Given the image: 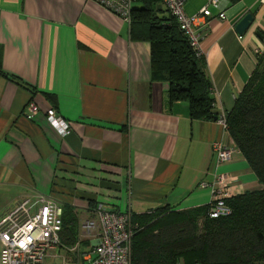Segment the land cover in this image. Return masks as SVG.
Instances as JSON below:
<instances>
[{"label": "crops", "instance_id": "obj_1", "mask_svg": "<svg viewBox=\"0 0 264 264\" xmlns=\"http://www.w3.org/2000/svg\"><path fill=\"white\" fill-rule=\"evenodd\" d=\"M205 5L200 51L214 110L227 112L264 48V0H187L184 12ZM247 13L253 20L239 34ZM149 52L147 41L130 39L128 23L91 0H0V219L27 196H52L62 220L75 218L77 241L63 244L62 225L49 257L75 247L87 263L98 231L87 237L81 226L99 203L131 213L203 206L210 189L198 183L216 172L235 175L241 193L261 187L239 149L216 165L212 142L231 144L228 131L191 119L185 101L169 103V83L151 78ZM48 108L69 122L68 135L48 123Z\"/></svg>", "mask_w": 264, "mask_h": 264}, {"label": "trees", "instance_id": "obj_2", "mask_svg": "<svg viewBox=\"0 0 264 264\" xmlns=\"http://www.w3.org/2000/svg\"><path fill=\"white\" fill-rule=\"evenodd\" d=\"M138 1L129 36L149 43L151 78L169 83L168 102L185 101L191 119L215 120L205 58L160 0ZM225 116L233 143L261 187L228 198L231 213L217 218L207 216L208 204L131 213V264H264V48ZM76 237L75 218H63V244L73 245Z\"/></svg>", "mask_w": 264, "mask_h": 264}, {"label": "built area", "instance_id": "obj_3", "mask_svg": "<svg viewBox=\"0 0 264 264\" xmlns=\"http://www.w3.org/2000/svg\"><path fill=\"white\" fill-rule=\"evenodd\" d=\"M91 1L129 24L131 9L134 2L138 0ZM186 1L160 0L162 6L175 17L197 55L203 56L199 42L206 32L208 20H202V18L209 17L210 11L205 5L197 13L187 15L184 12ZM217 1L207 0V4H216ZM217 17L222 19L225 15L220 12ZM261 53L262 51H257V55ZM27 111L31 116L38 113L37 104L30 100L27 103ZM45 115L48 123L62 137L70 133L69 122L57 114L54 108H48ZM225 115L226 112L221 110L215 121L228 131ZM235 149L238 148L233 141L231 144L220 140L213 141L212 151L215 154L216 165L229 161ZM198 186L210 189L207 209L209 218L230 214L231 208L226 200L241 193V184L237 177L228 172L213 173L211 182L201 180ZM62 215V205L52 196L44 193L27 196L16 203L0 219V264H44L54 249L61 245ZM81 227L87 237H91L94 231H98L97 237L92 239V248L85 255L87 256L86 264H131L134 227L131 223L130 209L110 210L99 203L94 217L84 221Z\"/></svg>", "mask_w": 264, "mask_h": 264}, {"label": "rangeland", "instance_id": "obj_4", "mask_svg": "<svg viewBox=\"0 0 264 264\" xmlns=\"http://www.w3.org/2000/svg\"><path fill=\"white\" fill-rule=\"evenodd\" d=\"M140 3H141L140 1H136L134 2V6H138ZM1 204L2 203L0 202V211L4 208L2 207ZM0 247H1V244H0ZM57 250H55L53 254H55ZM57 253L58 255L56 257L48 256L44 264H70V263L76 264L77 263V259H76L77 258V248L75 249V247H73L71 248V250H69L68 248V249H64L63 251H58ZM51 255L52 254H50V256Z\"/></svg>", "mask_w": 264, "mask_h": 264}, {"label": "water", "instance_id": "obj_5", "mask_svg": "<svg viewBox=\"0 0 264 264\" xmlns=\"http://www.w3.org/2000/svg\"><path fill=\"white\" fill-rule=\"evenodd\" d=\"M253 20V16L250 13L245 14L235 25L237 33L242 34L250 25ZM256 34L261 37V33L256 31Z\"/></svg>", "mask_w": 264, "mask_h": 264}]
</instances>
